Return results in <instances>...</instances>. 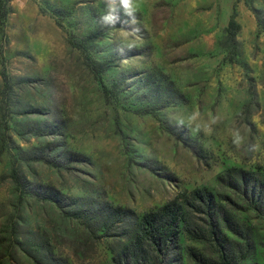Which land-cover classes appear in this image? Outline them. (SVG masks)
<instances>
[{
	"label": "rangeland",
	"instance_id": "obj_1",
	"mask_svg": "<svg viewBox=\"0 0 264 264\" xmlns=\"http://www.w3.org/2000/svg\"><path fill=\"white\" fill-rule=\"evenodd\" d=\"M4 1L0 264H110L143 213L170 201L188 211L195 188L245 230L247 243L221 228L246 251L241 264H264V217L228 184L236 170L264 177V32L251 11L264 20V0H133L132 15L119 0ZM111 2L118 19L102 23ZM232 12L235 47L225 31ZM67 38L103 64L100 82ZM209 113L219 117L211 133L195 131ZM32 187L57 191L63 208ZM178 244L174 264H195L189 248L216 258L181 225Z\"/></svg>",
	"mask_w": 264,
	"mask_h": 264
},
{
	"label": "trees",
	"instance_id": "obj_2",
	"mask_svg": "<svg viewBox=\"0 0 264 264\" xmlns=\"http://www.w3.org/2000/svg\"><path fill=\"white\" fill-rule=\"evenodd\" d=\"M251 11L256 25L264 32L263 18L259 15L258 10L251 8ZM5 14L6 3L4 0H0V18H4ZM234 16L235 14L232 12L225 28L227 41L231 47H235V34L239 29V24L235 21ZM67 43L79 50L83 65L96 81L100 82L103 64L89 57L83 43L71 38H67ZM1 80L4 85L7 84V77L3 71L1 72ZM106 90L103 87V91ZM168 132L175 134L171 128L168 129ZM69 154L73 155V153ZM36 157L39 156L36 155ZM235 172V176L231 178L228 184L235 188L249 209L258 216L264 217V177L259 178L242 170ZM9 176L19 190L25 189L26 186L22 178L14 169L10 171ZM28 190L34 198L53 202L59 209L63 208V199L60 198L57 191L46 187H32ZM188 194L189 198H186L185 204L189 212L180 204L170 201L143 213L135 231L111 255L110 264H174V262H179V225H181V230L188 239L207 242L216 252V258L212 259L193 248H189L188 256L195 264H241L246 251L242 250L236 240L223 234L221 228L247 243L245 230L227 213L224 205L216 201L214 196L205 188H195L190 190ZM113 211L121 212L122 210L113 208ZM192 212L202 214L201 219L197 221V217L190 214ZM244 250H246L245 246Z\"/></svg>",
	"mask_w": 264,
	"mask_h": 264
},
{
	"label": "clouds",
	"instance_id": "obj_3",
	"mask_svg": "<svg viewBox=\"0 0 264 264\" xmlns=\"http://www.w3.org/2000/svg\"><path fill=\"white\" fill-rule=\"evenodd\" d=\"M114 3H109V12L108 14L101 17L102 23H109V22H115L116 19H118V16H114L113 13L116 12V8L113 6ZM120 7L124 9L126 15H132V5L133 0H119ZM129 9H131V12H129ZM200 116V113L197 111H194L189 117H188V124L191 125L194 122L197 121L198 117ZM219 121L218 116H214L211 113H209L208 120L203 125L196 123L195 124V131H205L206 134H210L212 131V125L217 124ZM177 127H185V121L184 120H177L176 121ZM244 142V138L241 135L240 131L237 129L232 132V144L236 147V149H240L242 144ZM259 148V145L252 144L249 148L250 151H257Z\"/></svg>",
	"mask_w": 264,
	"mask_h": 264
}]
</instances>
